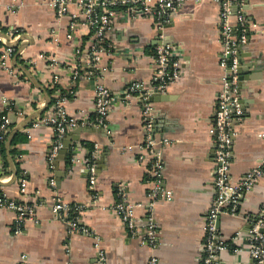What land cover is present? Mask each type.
Listing matches in <instances>:
<instances>
[{
    "label": "crops",
    "instance_id": "obj_1",
    "mask_svg": "<svg viewBox=\"0 0 264 264\" xmlns=\"http://www.w3.org/2000/svg\"><path fill=\"white\" fill-rule=\"evenodd\" d=\"M48 1L0 0V27L20 31L19 37L9 42L21 51L9 60L14 72L0 65V115L6 114L10 120L0 148V189L7 198L33 207V216L22 222L17 234L15 211L0 207V264H16L21 253L28 255V264H94V236L107 264H145L150 248L128 233L110 207L114 186L123 182L126 200L142 204L134 209L135 216L146 214L143 204L151 188L148 167L135 158L144 141L138 99L116 97L107 129L77 127L63 137L76 135L74 144L84 141L99 146L93 190L88 187L84 165H70L69 151L56 159L52 171L48 168L52 130L31 124L58 95L65 96L63 104L70 114L81 116L91 114L95 82L119 94L131 81L149 79L154 70L150 56L160 41L178 47L182 70L165 93L150 98L156 120L154 134L171 141L162 149V177L172 198L159 197L154 205L158 245L153 252L159 264H198L204 239L202 217L213 197L214 139L210 128L225 73L219 63V3L185 1L161 32L150 17L116 14L109 32L114 50L102 54L101 69L93 81L92 75L81 70L71 79V67L88 59L91 30L85 15L76 4H70L68 13L56 19ZM243 3L246 22L254 26L248 28V46L240 52L239 94L245 113L233 137L232 181L264 157V0ZM72 14H76V24L70 28ZM39 54L45 57L39 58ZM50 56L55 58L53 64ZM50 177L54 186L49 184ZM53 198L85 205L79 222L93 236L69 232L65 223L52 217ZM263 201L264 179H260L239 199L236 214L219 215L220 235L228 238L235 231L247 233L249 220ZM217 264H251V260L246 250H223Z\"/></svg>",
    "mask_w": 264,
    "mask_h": 264
},
{
    "label": "built area",
    "instance_id": "obj_2",
    "mask_svg": "<svg viewBox=\"0 0 264 264\" xmlns=\"http://www.w3.org/2000/svg\"><path fill=\"white\" fill-rule=\"evenodd\" d=\"M188 0H49V6L54 10L56 19H61L68 13L70 4H76L86 17L91 35L88 47V59L84 64L78 63L71 67V79L75 80L80 70L93 77L98 73L103 53L113 52L114 46L109 38L112 21L116 14L135 18L139 15L153 19L158 31L169 23L173 13L180 5ZM199 3L201 0H189ZM219 3L220 11L216 21L221 42L219 63L225 73L221 78V90L215 97L216 108L210 133L214 139V169L212 175L213 197L203 214L204 239L201 243V257L198 264H217L221 251L229 250L239 253L246 250L251 264H264V201L257 214L250 218L247 233L235 231L230 237L220 235L216 224L217 217L222 213L236 214L238 201L243 194L250 190L260 179H264V157L258 163L232 181L229 168L232 158V144L235 127L244 118V108L239 94V63L240 52L248 46V24L243 13V0H215ZM76 14H72L70 28L75 25ZM18 29L1 31L0 27V65L9 72H14L9 60L20 54V50L9 45V41L19 37ZM55 35V34H54ZM70 36L69 34H67ZM7 39V40H6ZM39 58H44L39 54ZM154 63L153 74L146 80H135L128 83L119 94L110 91L101 82L94 84V99L91 114L75 116L70 114L64 104L65 96L58 95L50 107L32 122L33 127H48L52 130L53 138L47 152V165L52 171L61 148L64 135L77 127L107 129V117L116 97H136L141 105L144 141L138 146L135 156L138 162H144L148 167L147 180L151 188L144 217H136L134 209L141 203H131L125 198V184L119 182L114 186V199L111 208L117 213L128 233L136 237L141 245L150 248L145 264H159L158 257L153 252L158 245L157 224L154 219V205L159 197L168 201L172 193L163 185L162 170L164 160L162 149L171 141L167 138H157L153 132L155 116L150 97L153 94H163L167 85L176 80L182 70L181 55L178 47L172 43H157L151 53ZM51 64L55 58L50 56ZM69 92H72L70 90ZM10 129V120L6 114L0 115V148ZM130 148V147H129ZM99 146L93 143L91 147L86 142L72 143L69 148V162H81L86 170L89 189H94L97 183V164ZM49 184L54 186L55 180L50 177ZM20 189L24 190L23 180ZM0 207L15 211L16 225L14 233H19L24 220L33 216V207L24 202L0 197ZM85 205L65 202L53 198L50 211L52 217L65 223L69 232H79L86 235L93 233L88 227L79 222V214ZM93 236V235H92ZM95 263L107 264L106 254L99 240L94 236ZM16 264H28V255L21 253Z\"/></svg>",
    "mask_w": 264,
    "mask_h": 264
},
{
    "label": "water",
    "instance_id": "obj_3",
    "mask_svg": "<svg viewBox=\"0 0 264 264\" xmlns=\"http://www.w3.org/2000/svg\"><path fill=\"white\" fill-rule=\"evenodd\" d=\"M160 42H162V41H160ZM160 42H158V43H160ZM163 43H168V42L165 41ZM9 45L14 46V44H12V43H9ZM91 80L94 81V77H91ZM155 96H161V94H153L150 98L152 99ZM46 104H48V101H47ZM155 124H156V120H154V126H155ZM83 128L86 129L87 131H89V129H94L93 127L92 128L83 127ZM98 129H101V128H98ZM154 130L155 129L153 128V132H154ZM74 131H76V130H74ZM72 140H74V141L78 140V136L75 135V136H68V137L64 138V140L62 142V145H61V148L59 149V152H58V155H57V159H59L61 157L62 158L65 157V155L68 153L69 148H70V146L72 144ZM218 223H219V216L217 217V220H216L217 227H218Z\"/></svg>",
    "mask_w": 264,
    "mask_h": 264
},
{
    "label": "trees",
    "instance_id": "obj_4",
    "mask_svg": "<svg viewBox=\"0 0 264 264\" xmlns=\"http://www.w3.org/2000/svg\"><path fill=\"white\" fill-rule=\"evenodd\" d=\"M5 30H6V29L1 28V31H5ZM54 100H55V97L52 98V102H53ZM88 146L91 147L89 144H88ZM3 194H4V193H3V192L1 191V189H0V197L3 196Z\"/></svg>",
    "mask_w": 264,
    "mask_h": 264
}]
</instances>
